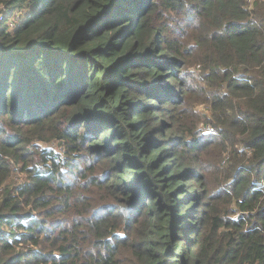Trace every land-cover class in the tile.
Returning a JSON list of instances; mask_svg holds the SVG:
<instances>
[{
  "label": "trees",
  "instance_id": "trees-1",
  "mask_svg": "<svg viewBox=\"0 0 264 264\" xmlns=\"http://www.w3.org/2000/svg\"><path fill=\"white\" fill-rule=\"evenodd\" d=\"M0 16V264H264V0H0ZM198 82L241 214L216 263L196 219L210 144L173 114Z\"/></svg>",
  "mask_w": 264,
  "mask_h": 264
},
{
  "label": "rangeland",
  "instance_id": "rangeland-1",
  "mask_svg": "<svg viewBox=\"0 0 264 264\" xmlns=\"http://www.w3.org/2000/svg\"><path fill=\"white\" fill-rule=\"evenodd\" d=\"M9 23L13 26L14 20H11ZM199 69L200 64L196 62L195 65L190 67V73L197 74L199 73ZM197 77L195 78L197 79ZM200 85L201 83L198 82L196 85L197 90L194 91L191 99L187 103L177 104L178 107L174 110L173 114L181 131L187 132L189 129H193L195 130V135L205 138L207 143L210 144L207 146L208 149L199 151L206 177L204 187L200 188L203 193L200 194L201 202L198 207L196 219L200 217L202 235L205 237V246L201 250L202 257L205 259L210 258L211 263H216L223 255L230 235H236L235 230L229 229L230 234L227 229L222 227L224 218L232 217L234 220H238L241 214L235 209L233 195L223 181V178L230 170V164L225 162V154H222L221 148L216 146V142L220 139L216 138L212 131L214 117L210 106L206 103H201L204 95L199 91ZM44 135L51 136L49 131ZM42 147L52 149L56 154H59L57 159L58 163L66 158L67 153H65L62 143L59 140H38V146L33 148L37 153L42 150ZM61 167L63 172L64 170H68V166L64 162ZM26 179V171L21 165H15L12 170L11 182L16 185L26 181ZM72 185L75 192L84 196V201L87 198L94 199L96 196L93 190V184H87L84 178L76 180Z\"/></svg>",
  "mask_w": 264,
  "mask_h": 264
},
{
  "label": "built area",
  "instance_id": "built-area-1",
  "mask_svg": "<svg viewBox=\"0 0 264 264\" xmlns=\"http://www.w3.org/2000/svg\"><path fill=\"white\" fill-rule=\"evenodd\" d=\"M1 20H3V16H0Z\"/></svg>",
  "mask_w": 264,
  "mask_h": 264
}]
</instances>
